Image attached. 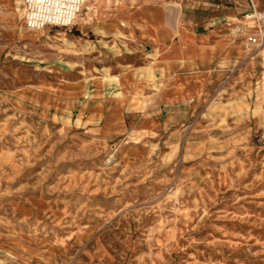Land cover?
Wrapping results in <instances>:
<instances>
[{"label": "rangeland", "instance_id": "obj_1", "mask_svg": "<svg viewBox=\"0 0 264 264\" xmlns=\"http://www.w3.org/2000/svg\"><path fill=\"white\" fill-rule=\"evenodd\" d=\"M108 1L31 27L0 0V264H264V78L260 124L122 114L85 44Z\"/></svg>", "mask_w": 264, "mask_h": 264}, {"label": "crops", "instance_id": "obj_2", "mask_svg": "<svg viewBox=\"0 0 264 264\" xmlns=\"http://www.w3.org/2000/svg\"><path fill=\"white\" fill-rule=\"evenodd\" d=\"M109 2L110 9L85 28V44L95 50V65H106L111 81L116 79L112 107L137 121L150 114L158 121L163 114L173 117L181 131L182 123L196 126L199 113L229 99L245 109L246 122L261 123L264 46L248 45L247 34H256L248 19L264 9V0ZM240 25L245 32L234 33ZM135 98L147 102L146 109L136 108Z\"/></svg>", "mask_w": 264, "mask_h": 264}, {"label": "built area", "instance_id": "obj_3", "mask_svg": "<svg viewBox=\"0 0 264 264\" xmlns=\"http://www.w3.org/2000/svg\"><path fill=\"white\" fill-rule=\"evenodd\" d=\"M86 0H23L25 17L31 27L69 26L84 11ZM256 34H247L248 45L264 46V9L254 11ZM249 26V24H245ZM245 32L244 26L234 28V33Z\"/></svg>", "mask_w": 264, "mask_h": 264}]
</instances>
